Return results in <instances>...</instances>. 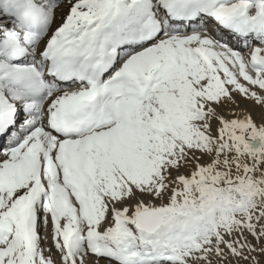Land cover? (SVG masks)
Returning <instances> with one entry per match:
<instances>
[{
  "label": "snow or ice",
  "instance_id": "1",
  "mask_svg": "<svg viewBox=\"0 0 264 264\" xmlns=\"http://www.w3.org/2000/svg\"><path fill=\"white\" fill-rule=\"evenodd\" d=\"M0 264H264V0H0Z\"/></svg>",
  "mask_w": 264,
  "mask_h": 264
}]
</instances>
